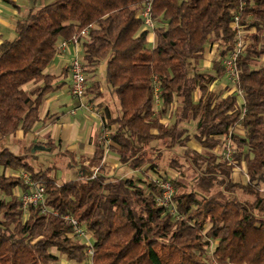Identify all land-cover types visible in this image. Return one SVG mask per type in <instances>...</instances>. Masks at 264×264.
<instances>
[{
    "label": "trees",
    "instance_id": "obj_1",
    "mask_svg": "<svg viewBox=\"0 0 264 264\" xmlns=\"http://www.w3.org/2000/svg\"><path fill=\"white\" fill-rule=\"evenodd\" d=\"M43 2L33 0L15 37L0 44V141L20 131L32 134L42 104L56 90V78L45 70L59 42L89 26L81 40L85 75H95L103 64L104 84L120 108L116 116L108 107L103 112L101 136L109 131L111 143L108 149L98 146L95 160L102 165L94 179L82 165L75 179L59 183L51 168L37 171L27 161L33 153L0 147V168L27 173L58 212L24 209L14 190L30 187L19 176L0 174V264H64L61 257L74 264H264V0ZM148 3L153 30H144L140 17ZM236 18L248 42L237 59L243 105L236 94L219 98L209 90L226 79L224 60L238 41ZM215 43L219 52L211 71L203 72L204 55ZM30 84L36 86L32 91L26 89ZM156 93L162 115L180 105L171 125L156 116ZM94 94L101 95L98 82L86 87L83 99ZM189 121L196 124L203 154L187 146L190 137L181 124ZM237 124L245 134L231 136L232 157L222 161L214 150ZM158 141L183 147L196 173L189 185L170 180L178 219L157 203L159 180L105 172L103 158L111 149L121 166L158 174L160 153L154 156L152 146ZM40 144L55 149L52 140ZM235 166L244 167L247 182L234 181ZM68 214L92 236L93 257L64 220Z\"/></svg>",
    "mask_w": 264,
    "mask_h": 264
},
{
    "label": "rangeland",
    "instance_id": "obj_2",
    "mask_svg": "<svg viewBox=\"0 0 264 264\" xmlns=\"http://www.w3.org/2000/svg\"><path fill=\"white\" fill-rule=\"evenodd\" d=\"M52 1L53 0H44L42 5L49 4ZM240 39L243 42L244 40L246 41V39L242 37V31H241ZM247 43H248L247 41L244 42V45L246 46ZM211 48H213V54L212 56H209L208 50H210ZM211 48L206 51L204 58L202 60V66L200 67V69L203 72L211 71L212 61L216 58L219 52V44L215 43ZM81 57H82V53H81ZM101 67H104V65L103 64L100 65L95 75H92V74L86 75L87 86L90 87L93 83L98 82L100 85L101 95L97 96L94 94V95H91V97H85L83 101L84 103L86 102L89 112L96 114L100 118L101 123H102V129H103L102 115H103L104 110L108 107L111 113L114 116H116L118 114V109L120 108V106H119V103H115V101L117 102V100L115 98L113 99V97L111 96V94L107 90V87L104 84V74H103V69H100ZM59 83H65V86H66L64 90L65 97H68L71 100L72 98L71 91H70V88L72 85L71 77L70 79L67 77L60 78L57 80L55 85ZM209 90L213 92L219 98L228 96L230 94L237 95V92L234 91L230 85H228V81H226V79L215 82L209 87ZM199 97H200V93L197 92L195 94V100L197 101ZM240 102L241 101L238 100V104H240ZM179 106H180L179 103L173 104L168 109L167 113L165 115H162L160 113L161 101L160 99H158V101H156V106H155L156 116L159 118L160 121H162L166 125H171L174 122L175 114L178 113L180 109ZM64 119H69V118L68 116H66ZM51 123L52 122L48 124H51ZM195 125L196 124L194 121H189V122H185L184 124H181V128H184L186 130L184 136L188 134V136L190 137L188 144H187L188 148L193 149L203 154L206 151L205 148L194 138ZM115 128L116 127L114 126L113 129ZM236 128L238 131L236 133L237 135L245 134V130L243 126L239 125V126H236ZM106 133L107 135H109V131H106ZM107 135L103 134L101 136V133H100V139L98 142L99 143L98 146L105 145L107 146L105 149L109 148V144L111 142L109 139H106ZM26 137L27 136H25V138H23V140L21 141H18L17 139L13 141L8 139V140H5V142L0 141V147L5 143L7 147L12 149L14 153L18 155H24V154L27 155V154L33 153L34 156L29 157L27 161H29V163L37 171L43 170L46 168H51V174L57 177V180L59 183H64V182L75 179L77 177V173L79 169L83 168L82 165L88 166L90 168L89 172H91V174H92V168H95V167L100 168V166L102 165L101 160L100 161L95 160V157L97 156V152L93 157H89V158L81 157V156H78L77 153L73 154L65 150L61 141H56L55 139H51L55 144L54 150H52L51 148H48L46 151H43V150H35V148H33L31 152L25 151L24 149L26 147L29 148L32 143H37V140H38L37 138H39V136L38 137L34 136L31 142L27 140ZM48 140L50 139L48 138L47 140H44V141L43 139H41L40 142L46 143ZM40 142H38L37 145H44V144H40ZM227 143H228L227 137H224L223 139H221L220 145H218L214 150L216 155L221 157L222 161L227 160L226 155H225L226 150H227ZM152 146L156 148L155 150L156 152L154 156L160 153L158 158L156 159L158 163V168H157L159 171L158 174L149 172L147 171L146 168H144L143 172L142 171H132L130 169L125 168V166L120 165L118 169L116 168L114 170H111L110 167L104 165L106 167L105 168L106 174L108 176H113V177H118V178H126V177L141 178L143 176V178L146 177V179H148L149 181L150 180H154V181L162 180V179L173 180L177 178V179H181L183 183H185L186 185H189L190 183H192V181L194 180V177L196 176V173H195L194 168L189 164V162L183 156V153H184L183 147L175 146V147L169 148V147H166L163 141L153 142ZM230 149L233 154L232 141L230 144ZM109 153H112L113 155L115 154L114 152H112L111 149L109 150ZM232 154H231V157H232ZM3 172L5 173V175H14V176H19L21 178L23 174H25L23 170L7 169L4 171L3 168H0V174H2ZM83 173L87 174L86 171H83ZM233 179L234 181H237V182H242V183L247 182V175H246V172L243 166L234 167ZM14 193L17 197H19L21 201V195L24 192H22L20 189H16L14 190ZM237 193L243 199H252V197H250L249 195L243 194L242 192H237ZM90 237L92 238L91 235ZM61 261L64 264H74L72 262H69L65 257H61Z\"/></svg>",
    "mask_w": 264,
    "mask_h": 264
},
{
    "label": "crops",
    "instance_id": "obj_3",
    "mask_svg": "<svg viewBox=\"0 0 264 264\" xmlns=\"http://www.w3.org/2000/svg\"><path fill=\"white\" fill-rule=\"evenodd\" d=\"M32 2L33 0H0V44L4 40H12L15 37L16 24L20 19L26 17ZM155 41L156 36L151 33L149 42L152 46L155 45ZM212 54L213 48L208 50V55L212 56ZM70 59L71 55L68 51L56 55L45 73L54 76L56 80L63 77L70 79ZM100 69H103L105 75V66ZM35 87V85L30 84L26 86V89L32 91ZM65 88V83H59L56 85V90L47 96L40 108V121L34 126L32 134L26 138L30 142L34 136H39L38 142L41 139L43 141L48 138L50 140L55 139L61 141L65 150L73 154L77 153L81 157H93L99 145L102 129L101 120L96 114L89 112L87 105L86 108L77 109L75 113H72L77 108L78 101L73 97L71 100L65 97ZM66 116L69 119H64ZM50 122L52 123L48 124ZM23 138H25L24 133L20 131L9 139L21 141ZM103 164L110 167L111 170L118 169L120 166L118 156L109 153V151L104 155Z\"/></svg>",
    "mask_w": 264,
    "mask_h": 264
},
{
    "label": "built area",
    "instance_id": "obj_4",
    "mask_svg": "<svg viewBox=\"0 0 264 264\" xmlns=\"http://www.w3.org/2000/svg\"><path fill=\"white\" fill-rule=\"evenodd\" d=\"M140 17L143 19V29L153 30L154 22L151 17V3H148L146 7L141 11ZM233 26L237 29L238 41L232 53L224 60V66L228 85H230L233 90L237 92L238 99L241 101L240 105H243L244 98L242 91L239 89L240 76L237 67V59L239 55L243 53L245 45L244 42L240 39L241 31L237 24V18ZM91 28L92 26L82 29L81 31L77 32L71 39L62 40L61 42H59L57 46V55H61V53L64 51H68L71 55V59L69 61V74L72 80L70 91L71 96L77 99L78 101V106L76 109H74V111H72V113H75L77 109L86 108V104L84 103L83 98L87 87V80L81 57V40L88 38L89 31ZM158 99L159 97L156 93V101H158ZM239 125L241 124H237L236 126ZM236 126L231 129L229 135L227 136L228 143L227 150L225 153L227 160H230L232 154L230 149V144L232 141L231 136L238 132ZM98 171V167L92 168L91 179L97 177ZM22 179L25 184L30 187V192H24L21 195V203L23 208L27 209L31 205L38 206L42 214H51L53 216H58V212L56 210H53L46 205L45 188L41 185H36L26 173L23 174ZM158 183L162 190L160 197L157 198L158 205L169 210L173 217L178 219L179 215L173 203V196L175 190L172 182L170 180H159ZM63 218L71 226L73 235L84 240L85 244L87 245V253L90 257H93L94 249L92 244V238L90 237L89 233L80 225V223L72 215L68 214L65 215Z\"/></svg>",
    "mask_w": 264,
    "mask_h": 264
},
{
    "label": "water",
    "instance_id": "obj_5",
    "mask_svg": "<svg viewBox=\"0 0 264 264\" xmlns=\"http://www.w3.org/2000/svg\"><path fill=\"white\" fill-rule=\"evenodd\" d=\"M34 148H35V150H43V151H46L48 149L44 145H36Z\"/></svg>",
    "mask_w": 264,
    "mask_h": 264
}]
</instances>
